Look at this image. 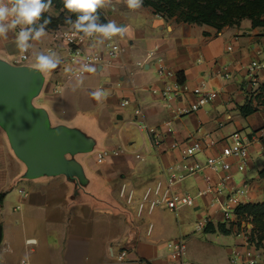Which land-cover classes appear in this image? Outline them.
Here are the masks:
<instances>
[{"label": "crops", "instance_id": "crops-1", "mask_svg": "<svg viewBox=\"0 0 264 264\" xmlns=\"http://www.w3.org/2000/svg\"><path fill=\"white\" fill-rule=\"evenodd\" d=\"M98 10L107 23L115 20L119 26H126L125 33L117 35L125 54L95 66V73L77 74L78 65L66 62L65 46L58 43L53 52L60 56L62 63L51 71L43 97L36 104L47 109L53 125L85 132L87 129V134L93 131L89 135H95L106 144L99 152H118L119 155L99 165L97 152L89 167L79 157L90 180L89 191L93 200L76 202L73 197L75 187L65 177L24 180L26 168L15 157L0 130V226L3 231L0 261L8 264L24 261L30 264H120L112 257L113 242L120 243L122 248L132 251L133 257H140L148 264H173L166 257V244L161 247V252L150 240L154 225L152 234L147 235L146 227L144 235L143 226L132 223L131 218L123 213L118 205L121 188L126 186L136 192L144 191L157 181L165 180L166 171L178 166L182 159L181 150L172 146L183 144L199 129L212 134L217 141L215 146L196 157L199 162L231 148V136L235 132L250 137L264 131V107L259 106L258 112L247 117L240 112L251 100L247 96L248 69L252 62L264 64L263 28H252L251 22H244L218 32L205 25L163 19L151 8L130 10L119 0H113L112 6ZM47 35L50 43L45 54L55 47L52 33L47 32ZM14 38L12 32L8 39L0 38V58L16 65L21 51L16 48ZM32 43L28 60L22 65L33 66L36 62L34 47L39 42ZM89 50L106 58L103 44L97 40ZM150 52L163 57L178 81L181 78L184 87L190 91L204 85L207 90L218 93V97L201 111L174 119L162 98L151 92L152 89L163 90L167 81L157 76L152 63L144 68L136 65ZM66 68L72 71L66 72ZM81 75L83 83L76 87ZM260 76L264 77V71ZM97 89L105 93V98L99 102L90 95ZM124 100L131 101L135 110L142 108V118L135 115L132 118L129 113L125 117V109L121 107ZM193 101L194 97L188 94L182 102L175 104V108H187ZM253 104L257 106L256 100ZM134 119L137 123L145 121L151 129L159 132L163 144L155 147L139 123L133 124ZM124 129L128 133H125V139L122 136ZM145 133L147 141L135 149L137 139ZM228 161L233 165L228 173V192L246 187L247 204L264 203V177L260 175L264 171V141L251 148L245 172L237 171L233 159ZM239 175L242 176L240 184L236 180ZM206 176L212 179V184L217 183V176L206 170L177 186L176 191L196 194L205 189ZM96 182L100 186L109 185L102 198L100 189L95 187ZM20 191H25L27 197H22ZM100 203L107 208L102 210ZM194 209L198 216L207 212L212 217L213 233L216 227L224 225L221 215L211 206L210 197L204 198ZM225 229L229 233L223 234L232 239L226 251V262L230 264V256L241 240L233 229Z\"/></svg>", "mask_w": 264, "mask_h": 264}, {"label": "built area", "instance_id": "built-area-1", "mask_svg": "<svg viewBox=\"0 0 264 264\" xmlns=\"http://www.w3.org/2000/svg\"><path fill=\"white\" fill-rule=\"evenodd\" d=\"M52 39L55 44L53 49L48 52L52 53L58 43L65 46L68 54L66 62L78 65L77 74H81L79 69L81 65L87 63L92 66H98L104 62L121 58L126 50L121 45L118 36H114L111 40L103 42V49L106 58L98 53H92L89 47L96 42V37H84L82 34L73 35L71 30L60 28L52 31ZM155 52V51H154ZM150 52L143 61L136 63L138 67L144 68L152 63L155 67L156 74L160 79L167 81V86L163 90L152 89L151 92L159 95L166 107L173 113L174 119L190 116L195 114L218 97V93L207 90L204 85L189 90L180 84L177 75L167 66L163 57L157 53ZM29 52H21L16 61V65H22L28 60ZM264 71V64L261 62H252L248 69L247 96L255 101L259 96L260 86L264 82V77L260 76V72ZM86 73V72H84ZM82 73V74H84ZM191 94L194 97L193 103L187 108H175V104L182 102L184 97ZM131 101L124 100L121 102L123 109L128 108ZM137 118H142V108L134 111ZM139 127L150 137L152 144L159 147L163 144V138L154 129H151L145 121H139ZM168 126L171 123H167ZM222 127V125H221ZM233 146L225 150L222 154L207 158L204 162H199L196 157L216 145L217 141L212 134L204 133L199 129L194 135L188 137L183 144L175 143L172 148L181 150V163L176 167H171L166 171L165 180L157 181L155 184L148 186L142 198L136 200V191L123 186L119 193V198L125 202L128 207L136 206V217L142 219L145 215L151 217L158 208H166L170 212H179L186 208H194L203 201L204 198H211V206L215 207L223 219V224L228 230H234L237 238L241 240V244L237 245L229 259L230 264H264V241L261 240L257 228L253 224L251 218L241 216L239 209L243 208L246 203L247 189L246 187L228 192L227 183L230 180L229 172L233 165L229 163V159L236 161V169L239 173L246 170L251 148L264 141V131L252 134L250 137L242 132H235L231 136ZM118 152H98L96 154L97 164L107 162L111 157L118 156ZM210 170L217 176V183L212 184L209 176L204 178L206 183L205 189L198 191L195 195L191 193H180L176 191L177 186L187 180L199 176L204 171ZM22 197H27L25 191H20ZM214 225L212 217L207 213H202L195 225L196 233L205 232ZM153 225L148 226L147 235H151ZM166 257L173 264H198L188 260L187 246L183 239L171 241L166 244ZM112 257L120 264H148V262L140 257H133L132 251L121 248L117 254L112 251ZM0 264H8L0 261ZM20 264H30L24 261Z\"/></svg>", "mask_w": 264, "mask_h": 264}, {"label": "water", "instance_id": "water-1", "mask_svg": "<svg viewBox=\"0 0 264 264\" xmlns=\"http://www.w3.org/2000/svg\"><path fill=\"white\" fill-rule=\"evenodd\" d=\"M45 86V75L33 66L14 65L0 58V130L26 168L24 180L65 177L75 187L76 202L92 201L90 180L78 159L90 154L97 142L80 129L53 125L47 109L36 104ZM2 239L0 226V245Z\"/></svg>", "mask_w": 264, "mask_h": 264}, {"label": "rangeland", "instance_id": "rangeland-1", "mask_svg": "<svg viewBox=\"0 0 264 264\" xmlns=\"http://www.w3.org/2000/svg\"><path fill=\"white\" fill-rule=\"evenodd\" d=\"M155 1H157V0H155ZM174 1H178L183 7H185L186 9H189V10L191 8H195V7H198L199 5H201V4H195L189 0H174ZM223 3L224 4L221 5L218 3V1L216 2L213 0L210 2V4H208V7L215 9L219 15H222V13H225L227 7L232 2L223 1ZM235 3L244 7L245 9L254 10V8H256V9H260V10L264 11V0H242V1L235 2ZM61 4L63 5V0H62ZM202 5H205V4H202ZM45 13H47L51 16H54V17H58L59 15H61L64 12H63V10H60V11L57 10L55 8V6H53L51 12H45ZM97 14L99 16V22L100 23L107 22L105 20L104 16L101 14L100 10H98ZM66 17L70 18V16H66ZM67 18H65V19H67ZM72 20H74V19H72ZM172 20L177 21V18H174ZM261 20H264V17H262ZM244 22L249 23L250 21L247 19H244V18H241V19L235 21L237 26H240ZM67 29L71 30L69 26ZM263 30H264V28H263ZM48 37L49 36L46 34L44 36V38H45L44 40L41 39L38 41L39 42L38 45L34 47L35 55L38 52L45 53V51L49 48L50 37H49V40H48ZM43 74L46 77V84H48L51 72H46ZM263 83L264 82H262V84ZM259 96L261 97L259 101L263 104L262 107H264V89L259 90ZM41 97H43V95ZM134 111H135V108L132 105L130 107L126 108L125 109V117L128 115V113H129L130 117H132V116L134 117ZM81 115H84V114L81 113ZM77 116L79 117V115H77ZM126 122H128V120H126V118H125V123ZM133 122H134L133 123L134 125L138 124L135 119ZM122 124H123V122H122ZM93 127L95 128L94 125H93ZM80 130L83 131V129H80ZM85 130H86V132H88L87 129H85ZM130 131H131V133H137V131L136 132L133 130H130ZM89 132H90L89 134H93L92 133L93 131H89ZM125 133L128 134L126 129H124V132L122 134L124 139L126 138ZM89 136H92L96 140L97 145L94 146V150L90 154L82 156L81 160L84 163H86V167H89V165H88L89 163H91V162L93 163V156H94L95 152L97 150L104 149L106 146L105 142L103 140L99 139L98 137H96L95 135H89ZM147 137L148 136L146 133L144 136L140 135L139 139H137V141H136L137 143H136L135 149L142 147L144 145V141H147ZM143 154L145 155L146 153L143 152ZM88 171L90 172V169H88ZM241 178H242V176L239 175L236 179L239 184L241 182ZM95 187L100 189L99 196L102 198V197H104L105 190L107 188H109V185L106 184L105 186H100V183L96 182ZM91 188L92 187H90V189ZM107 190H109V189H107ZM144 191H137L136 192V194H137L136 200L137 201H139V198L140 199L142 198ZM107 192H108L107 195H110L109 191H107ZM87 193H89V192L87 191ZM192 194L195 195V193H193V192H192ZM91 195L93 196V194H91ZM118 205L120 208H122L125 211H127L128 213H130L129 218H131L130 220L132 221V223H134L136 225L141 224L143 226L142 229H143L144 235H145L146 227H148L150 224L154 225L153 235H152L150 240H152L154 245L158 246L161 249V252H163L162 251L163 249L161 247H163L165 244H167L171 241L178 240V239H183V241L185 242V244L187 246V254H188V260L189 261H191L193 263H198V264H227V262H226L227 245H231L232 239L229 236L224 235L220 231L219 227H216V230L214 231V233H213V230H210V228L207 229L205 232L196 233L195 225H196V222L199 218V216H198L199 214L197 213V211L194 208H186V209H183L179 213L170 212L166 208H158L154 212L153 216L147 217L145 215L142 219H138L136 217V211H137L136 206L128 207L125 204V202L122 201L121 199L119 200V198H118ZM100 206H101L102 210H105V208H107V206H105L102 203H100ZM259 228L260 229L257 228L258 233L260 235L261 240L264 241V230H262L261 226ZM114 234H116V232H114ZM144 235H143V237H145ZM112 248L114 250V253L117 254L118 251L122 248V245H120V243H114L113 242ZM112 263H114V262H112ZM126 264H129V263H126Z\"/></svg>", "mask_w": 264, "mask_h": 264}, {"label": "clouds", "instance_id": "clouds-1", "mask_svg": "<svg viewBox=\"0 0 264 264\" xmlns=\"http://www.w3.org/2000/svg\"><path fill=\"white\" fill-rule=\"evenodd\" d=\"M130 10L143 7L144 0H119ZM113 0H63V7L69 13H75L76 19L67 18L65 24L70 27L73 35L82 34L84 37H96L97 43L103 44L105 40H111L116 35H123L126 26H119L115 20L108 23H100L97 14L98 9L112 6ZM52 0H0V38L8 39L10 32L15 34L16 48L24 53L33 48V41H39L47 34V25L50 18H43V13L51 12ZM41 20L43 22H41ZM18 29V31H17ZM33 69L37 73L51 72L60 66L62 60L59 55L52 52L45 54L38 52L35 56ZM71 72L72 69H65ZM97 68L87 63L81 65L79 72L95 73ZM83 83V76L77 78V85ZM73 88V91L76 90ZM96 101L105 98V93L97 89L90 93Z\"/></svg>", "mask_w": 264, "mask_h": 264}, {"label": "trees", "instance_id": "trees-1", "mask_svg": "<svg viewBox=\"0 0 264 264\" xmlns=\"http://www.w3.org/2000/svg\"><path fill=\"white\" fill-rule=\"evenodd\" d=\"M195 4H201L198 7L186 9L178 1L174 0H144L143 7L151 8L156 15H159L163 19L172 20L177 18V22L198 25V26H209L214 28L218 32H221L226 27H233L236 25L235 21L241 18L247 19L251 22L252 28H264V20H261L264 17V11L254 8L245 9L244 7L236 4L235 2L242 0H214L218 1L219 4L223 5V1L232 2L226 9L225 13L219 15L215 9L208 7L213 0H189ZM62 0H52V6H55L57 10H63L64 13L58 17L51 16L47 13H43V18H50L51 23L47 25V32L57 31L60 28H68L65 24L66 16H70L71 19H76L75 13H69L64 9L61 4ZM205 4V5H202ZM41 22H43L41 20ZM105 22L104 24H106ZM237 26V25H236ZM179 83L183 84V80L180 78ZM264 89V83L260 86V90ZM260 96L255 100L257 106L253 104V100L249 102L240 109L242 116L247 117L256 112H258V107L263 106L259 101ZM264 177V171L260 173ZM2 197H0V202ZM239 214L241 216H246L251 218L253 224L256 228L264 230V203L262 204H247L243 208L239 209ZM224 225L220 226L219 229L222 233L228 234L229 231L225 229ZM210 230H214L213 226L210 227Z\"/></svg>", "mask_w": 264, "mask_h": 264}]
</instances>
